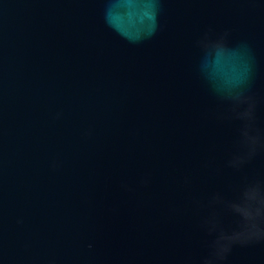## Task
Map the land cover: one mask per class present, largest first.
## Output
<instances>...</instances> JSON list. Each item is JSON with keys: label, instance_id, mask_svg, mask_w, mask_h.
<instances>
[{"label": "water", "instance_id": "obj_1", "mask_svg": "<svg viewBox=\"0 0 264 264\" xmlns=\"http://www.w3.org/2000/svg\"><path fill=\"white\" fill-rule=\"evenodd\" d=\"M0 264H264V0H0Z\"/></svg>", "mask_w": 264, "mask_h": 264}]
</instances>
